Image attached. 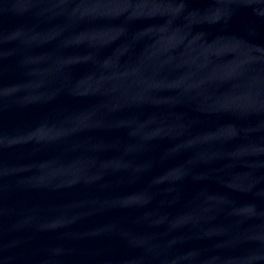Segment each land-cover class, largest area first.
Here are the masks:
<instances>
[{"label":"water","instance_id":"1","mask_svg":"<svg viewBox=\"0 0 264 264\" xmlns=\"http://www.w3.org/2000/svg\"><path fill=\"white\" fill-rule=\"evenodd\" d=\"M0 264H264V0H0Z\"/></svg>","mask_w":264,"mask_h":264}]
</instances>
